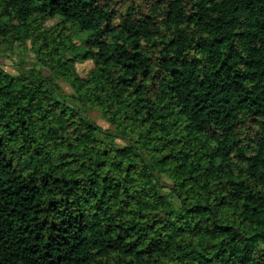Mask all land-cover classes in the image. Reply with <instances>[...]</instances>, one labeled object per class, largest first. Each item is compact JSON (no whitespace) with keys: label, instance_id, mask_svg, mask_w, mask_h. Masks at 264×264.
Here are the masks:
<instances>
[{"label":"trees","instance_id":"obj_1","mask_svg":"<svg viewBox=\"0 0 264 264\" xmlns=\"http://www.w3.org/2000/svg\"><path fill=\"white\" fill-rule=\"evenodd\" d=\"M25 44L0 264H264V0H0V46Z\"/></svg>","mask_w":264,"mask_h":264},{"label":"rangeland","instance_id":"obj_2","mask_svg":"<svg viewBox=\"0 0 264 264\" xmlns=\"http://www.w3.org/2000/svg\"><path fill=\"white\" fill-rule=\"evenodd\" d=\"M48 21L47 23H49ZM78 39H82L80 34H74ZM34 57L31 53V49L28 44L25 46L14 45L11 49H6L5 46H0V66L3 70L9 74H16L18 72H27L33 65ZM74 67L79 75H84L86 71L91 67V62L88 60L82 62H75ZM43 74H47L45 69H40ZM57 85L61 89L63 96L69 97L70 88L67 83L57 78L55 80ZM87 116L95 122L102 129H112L110 125L101 117L100 113L96 109H90L87 111Z\"/></svg>","mask_w":264,"mask_h":264}]
</instances>
